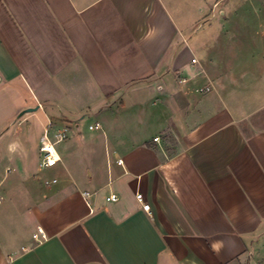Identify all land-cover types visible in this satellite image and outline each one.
<instances>
[{
    "label": "crops",
    "instance_id": "1",
    "mask_svg": "<svg viewBox=\"0 0 264 264\" xmlns=\"http://www.w3.org/2000/svg\"><path fill=\"white\" fill-rule=\"evenodd\" d=\"M203 2L0 0V264H264V0Z\"/></svg>",
    "mask_w": 264,
    "mask_h": 264
},
{
    "label": "built area",
    "instance_id": "2",
    "mask_svg": "<svg viewBox=\"0 0 264 264\" xmlns=\"http://www.w3.org/2000/svg\"><path fill=\"white\" fill-rule=\"evenodd\" d=\"M192 62H195V60L192 59ZM99 126H100V124L98 122H96V123L90 125L88 128L90 130H93V129L98 128ZM65 138H66V129H63L60 131H55L54 133H52L51 137L49 136L47 130L44 131L42 138H41V141H40V145H39L40 162H39L38 166L40 168L43 169V168L52 167L59 161V157H58L56 149H55V144L63 141ZM116 163L121 164L122 161L117 160ZM51 183H56V179H52L50 182H48V181L45 182L46 185H49ZM82 195L85 198L86 203H89L88 197H89L90 193L85 191V192H83ZM136 199L142 205V209L144 211L148 212L149 205L147 203H145L142 195L137 194ZM117 200H118V197L115 194H109L106 197V201H109V202H115ZM32 238L36 242H41V241L46 239V234L41 227H37L35 233L32 234Z\"/></svg>",
    "mask_w": 264,
    "mask_h": 264
},
{
    "label": "rangeland",
    "instance_id": "3",
    "mask_svg": "<svg viewBox=\"0 0 264 264\" xmlns=\"http://www.w3.org/2000/svg\"><path fill=\"white\" fill-rule=\"evenodd\" d=\"M203 1L204 0H176V17L181 13H182V15L187 14V16L193 15V14H198L199 13V7H202L203 9L205 7ZM222 5L219 4L218 7H220ZM203 12H201V13H203ZM182 17H184V16H182ZM185 20H187V19H185ZM196 23H197V21H196ZM195 26L200 27V26H202V24H196ZM36 116L37 117L34 119L38 123H41V122L45 123L46 122V119H45V117L41 111H38V114H36ZM84 123H85V120H80V122H79L81 127L84 125Z\"/></svg>",
    "mask_w": 264,
    "mask_h": 264
},
{
    "label": "water",
    "instance_id": "4",
    "mask_svg": "<svg viewBox=\"0 0 264 264\" xmlns=\"http://www.w3.org/2000/svg\"><path fill=\"white\" fill-rule=\"evenodd\" d=\"M33 110H35V109L30 108V109H26L24 112H31Z\"/></svg>",
    "mask_w": 264,
    "mask_h": 264
}]
</instances>
